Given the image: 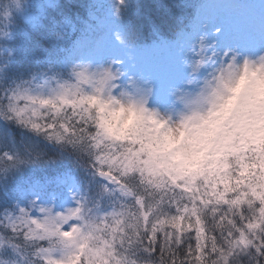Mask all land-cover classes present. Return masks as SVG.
<instances>
[{
	"label": "clouds",
	"instance_id": "obj_1",
	"mask_svg": "<svg viewBox=\"0 0 264 264\" xmlns=\"http://www.w3.org/2000/svg\"><path fill=\"white\" fill-rule=\"evenodd\" d=\"M28 5L0 0V121L57 155L0 141V182L65 156L89 179L63 210L32 198L0 211V264H264V50L201 35L167 107L114 59L9 81Z\"/></svg>",
	"mask_w": 264,
	"mask_h": 264
},
{
	"label": "rangeland",
	"instance_id": "obj_2",
	"mask_svg": "<svg viewBox=\"0 0 264 264\" xmlns=\"http://www.w3.org/2000/svg\"><path fill=\"white\" fill-rule=\"evenodd\" d=\"M42 1L50 9L58 7L57 0ZM92 1L95 2V0ZM30 6L31 4L22 14H17L28 25V29L26 33L16 26L13 28L11 39L8 41L12 51L14 43L18 44V52H20L23 37L28 40L32 28L38 29V25L42 24L39 21L40 18L38 19L41 13L37 14L36 8ZM45 10L42 6L40 11ZM96 13L102 21L91 32L93 40L83 44L82 50L87 49L79 51L71 62L68 60L69 63L66 62L65 68L78 59H88L96 63L120 60L123 62L122 67L129 74L142 76L151 81L155 86L152 103L159 104L161 107H167L170 104V89L174 85L181 84L185 79L186 68L183 60L186 55H191V50L195 48L201 35L207 34L209 42L216 41L217 47L221 50L252 48L258 51L264 46V0H201L175 44H173L174 41L158 39L153 33L155 36L152 39L139 45L125 38L127 17L119 8L113 9L110 6L106 9L99 8ZM195 13H198L197 16H194ZM41 29L39 30L42 32ZM216 29H219V32H216ZM117 37L122 38L124 43H121ZM58 44L57 38L52 39L51 48ZM42 65L43 69L49 68L47 62ZM37 167H39L38 164L31 165L22 172L14 174L13 182L10 178L0 182L3 188L8 183L11 184L10 189L17 188L15 191L10 189V191L6 189L2 191L0 187V202L3 206L1 211L12 208L14 202L20 206H27V201L32 198H38V203L41 204H53L55 210H63L64 207L74 203L69 194L70 190L74 193H82L89 179L74 165L64 166L59 171L57 168L53 171H45V175L41 177H39V171H34V169L38 170ZM27 180L31 185L24 187L26 193L20 192V185L28 182Z\"/></svg>",
	"mask_w": 264,
	"mask_h": 264
},
{
	"label": "trees",
	"instance_id": "obj_3",
	"mask_svg": "<svg viewBox=\"0 0 264 264\" xmlns=\"http://www.w3.org/2000/svg\"><path fill=\"white\" fill-rule=\"evenodd\" d=\"M200 1L95 0L93 2L92 0H57L58 7L50 9L43 4L42 0H29L30 7L34 6L36 8L35 12L38 11L37 14L41 13L38 15V19L40 18L39 21L42 24L38 25V29L32 28L31 37L29 35L28 40L23 37L20 52H18V44H12L13 55L9 67L6 69L8 80L10 81L13 77H27L35 69L34 67L39 66L36 69H43L42 64L45 62L54 70L66 69V62L68 60L71 62L79 51L86 50L87 48L82 50L83 44H88V42L93 40L91 32L102 21L96 13L99 8L106 9L110 6L113 9H120L121 13L127 17L125 22V38L127 40L135 41L141 45L147 43L156 35L158 39L174 41L173 44H175L178 37L182 35V31L187 27L189 18ZM42 6L46 9L43 12L40 11ZM50 13L52 14L50 15ZM197 14L195 13L194 16H197ZM16 16L15 26L20 28L19 30L22 32L27 33L28 25L18 15ZM44 26L46 27L44 28ZM40 28H42V32L39 30ZM54 38L59 40V44L51 48L52 39ZM16 41L18 42L17 39ZM56 54L57 58H55ZM0 136V141L8 147H22L23 144L31 141L39 143L41 147L47 150L49 155H57V150L44 140L39 137H33L27 132H22L18 127L4 121H0ZM66 158L68 159L67 161L65 160ZM38 165V170L34 169V171H39V177H41L45 175V171H53L56 168L59 171L64 166H72L74 164L70 157L65 156L56 159L55 162L40 163ZM35 175L37 174L35 173ZM9 178L12 182L15 181L13 180V175ZM29 182H23L20 185V192L26 193L24 187L31 185ZM0 187H2L1 183ZM10 187L11 184L8 183L1 190L15 191L17 189L16 187L10 189ZM2 208L3 206L0 202V211Z\"/></svg>",
	"mask_w": 264,
	"mask_h": 264
},
{
	"label": "snow or ice",
	"instance_id": "obj_4",
	"mask_svg": "<svg viewBox=\"0 0 264 264\" xmlns=\"http://www.w3.org/2000/svg\"><path fill=\"white\" fill-rule=\"evenodd\" d=\"M239 50H241V49H239ZM259 50H264V46H262ZM241 51H244V52H256L257 50H255V49H252V48H245V49H243V50H241Z\"/></svg>",
	"mask_w": 264,
	"mask_h": 264
}]
</instances>
